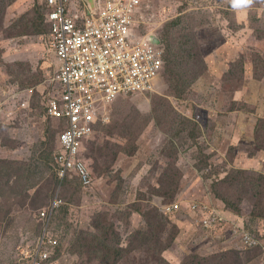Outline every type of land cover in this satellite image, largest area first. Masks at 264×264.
<instances>
[{
    "label": "rangeland",
    "instance_id": "obj_1",
    "mask_svg": "<svg viewBox=\"0 0 264 264\" xmlns=\"http://www.w3.org/2000/svg\"><path fill=\"white\" fill-rule=\"evenodd\" d=\"M144 5L147 26L169 33L166 66L149 91L98 106L80 150L90 184L60 179L59 168L53 179L45 165L32 207L12 180L41 169L35 147L49 139L41 114L58 97L57 66L44 0H0V264H20L43 235L54 244L48 264H264L237 249L252 251L264 233V197L249 191L264 181V0ZM13 87L18 102L4 95ZM95 160L110 161L106 176ZM54 200L67 225L49 231L41 213Z\"/></svg>",
    "mask_w": 264,
    "mask_h": 264
},
{
    "label": "built area",
    "instance_id": "obj_2",
    "mask_svg": "<svg viewBox=\"0 0 264 264\" xmlns=\"http://www.w3.org/2000/svg\"><path fill=\"white\" fill-rule=\"evenodd\" d=\"M83 1L87 2L80 0V3ZM144 1L88 0L96 11L89 10L91 15H84L83 9H71L74 0H47L49 38L59 85L57 99L47 107L48 114L68 120V128L59 135L61 150L55 156L60 179L73 171L81 184H90L91 176L80 150L99 119L98 106L114 103L118 97L149 91L163 68L165 52L161 41L157 44L150 33L144 35L138 30V23L147 24L143 13L151 7L144 5ZM134 25L138 36L134 35ZM22 94V90L14 87L4 93L14 102L21 100ZM13 104L16 107L18 103ZM25 104L23 101L20 105ZM59 204L60 201L54 200L47 209L49 215L42 212L41 216L50 221ZM49 244L54 245L43 235L40 246L27 255L29 264H48ZM44 245L46 249H42Z\"/></svg>",
    "mask_w": 264,
    "mask_h": 264
},
{
    "label": "trees",
    "instance_id": "obj_3",
    "mask_svg": "<svg viewBox=\"0 0 264 264\" xmlns=\"http://www.w3.org/2000/svg\"><path fill=\"white\" fill-rule=\"evenodd\" d=\"M249 5H251L250 7H248V10H253V8L254 7H256L253 3H250ZM44 6H45V9H44V12H43V14L41 13V15H40V17H42V21H43V23L48 27V30H49V33H50V22L48 21V12H49V8H48V4H47V0H44ZM183 10L182 9H180V12H179V16H183V15H185V13L184 14H182L181 12H182ZM145 12H148V11H145ZM161 12H165V11H161ZM240 12V11H239ZM178 16V17H179ZM256 21V20H255ZM138 30L140 31V28H144V29H142L143 31H140V33L141 34H146V33H149L150 31H152V30H154V29H152V28H150V27H148L147 26V24H139L138 23ZM146 26H147V30H149V31H147L146 30ZM155 32L157 33V31L155 30ZM164 34H168L169 35V33H167V31H162L161 33H157V35H158V37L160 38V36H162V35H164ZM183 35V33L181 32V33H176L175 35H174V37H179V36H182ZM170 37V36H169ZM160 40H161V46H162V48L165 50V52H166V48H165V46H164V44H163V42H162V38H160ZM192 41H194L193 39H191ZM188 43H190V42H188ZM167 53V52H166ZM167 56V55H166ZM165 60H166V57H165ZM166 66V63H165V61L163 60V68L162 69H164V67ZM263 96H264V94H263ZM44 105V104H43ZM48 106L46 105V108H44L43 110H42V116L43 117H45L46 118V120L43 122L44 124H46V127H47V130L49 131V133L47 132V137L49 138V139H47L46 138V140H45V137H40L43 141H41V142H39L37 145H36V147H35V150H36V156L39 158V159H41V161H42V165H41V169L40 170H35V171H33V172H29V173H36V174H30V176L33 178L32 180H28L27 178H25L24 176H23V180L22 181H15V180H12L13 182H15V183H17V184H19L20 186H21V198L22 199H25V197L27 198V199H25V201L26 202H30V204H31V206L32 207H34L35 205V202H36V199H37V197H35V195H36V193L38 192V188H37V186L38 185H42V183L43 184H46V181L44 180V176H46V175H42V172L43 173H48V172H46V171H44L43 169H44V167H45V165H47V166H49V170L51 171L52 170V172H51V174L49 175V177H51V178H53V179H55V177L57 178V179H59L58 177H57V170H58V168H59V165L56 163V161H55V156H56V154L61 150V148H60V142H59V135H60V133L63 131V130H66L67 128H68V120L67 119H62V118H52L49 114H48V108H47ZM36 108H37V106H36ZM262 111H263V109H262ZM101 120L100 119H97L96 121H95V124H94V129H95V127H97V125L98 124H100L101 122H100ZM95 131V130H94ZM44 141H47V142H44ZM50 142V143H49ZM102 155V154H101ZM83 157V156H82ZM87 158L88 159H91V156H87ZM82 159V158H81ZM84 159V158H83ZM101 161V163L100 162H98L97 160H95V162L91 165V169L92 170H94L95 172H98L101 176L103 175H105L106 176V174H107V170L109 169V162L110 161H106V160H100ZM71 174H73L75 177V179H78V177H77V175L75 174V172H73V171H70L69 172V175H71ZM53 176H55V177H53ZM15 178H17L18 179V177H16L15 176ZM11 180V179H10ZM79 180V179H78ZM261 181L262 182H264L263 180H260V181H257V189H252V190H249L250 192H256V191H258L263 197H264V192H262V189L261 188H263L262 186H264V183L262 184V186H260V183H261ZM47 182H48V179H47ZM81 184V183H80ZM52 185V184H51ZM52 188H53V186L51 187V189H49L51 192L53 191L52 190ZM45 197H46V194L45 195H43V199H45ZM264 199V198H263ZM172 200V199H171ZM171 200H169V201H171ZM50 204H51V202L50 203H46L45 205L46 206H50ZM190 204H193L192 202L190 203ZM255 205H262V204H260V203H258V202H255ZM196 207H198V206H196ZM195 207V208H196ZM195 208L194 209H192V210H190L191 212H190V214H189V218H188V220L191 222V224H193V222H194V217H195V219H196V217L198 216V212H197V210H195ZM194 213V214H193ZM164 216H170V215H172V213L171 214H167V215H165L164 213H162ZM161 214V215H162ZM162 215V216H163ZM192 215H193V218H192ZM38 218V221H40V222H43V221H41V218H39V217H37ZM65 218H67V212L64 210V209H57L56 211H55V213L52 215V217H51V219H50V223H49V226L50 227H48V230L49 231H57V230H55L54 229V227L56 226V227H58L60 224H63V225H67V222L65 221L64 222V219ZM165 218V217H164ZM197 221V220H196ZM183 222L184 223H188L187 221H186V219L185 220H183ZM70 224V223H69ZM180 224H182V222H178V223H176V225H175V227L176 228H179L180 226ZM190 224V223H189ZM38 233L39 234H37L38 236H36V237H39L40 235H41V233H40V231H38ZM56 234H59L60 235V238H59V240H62L61 239V233H56ZM117 235H119V237H120V233L119 234H117ZM23 237H25V235L23 234L22 236H20L19 237V239H21V238H23ZM118 238V237H117ZM258 244L257 245H255V244H251V246H253L254 245V247H252V251L251 250H248L249 248H240V247H237V249L239 250V251H242V252H254V254H255V256L257 257V258H261L263 261H264V250H263V248H262V245H263V243H264V233L263 234H260L259 236H258ZM28 250H30V252L32 251V248H30V249H28ZM63 250H65L64 252L66 253V254H69V253H72V250H71V248H66V246H63ZM111 253H114L113 251H110ZM61 254H63L64 255V253L63 252H60ZM70 255V254H69ZM16 258H18V261H19V259H20V264H21V262H22V264H29V258H28V256H27V254L25 255V256H20V257H16ZM22 259V260H21ZM27 260H28V262H27Z\"/></svg>",
    "mask_w": 264,
    "mask_h": 264
},
{
    "label": "crops",
    "instance_id": "obj_4",
    "mask_svg": "<svg viewBox=\"0 0 264 264\" xmlns=\"http://www.w3.org/2000/svg\"><path fill=\"white\" fill-rule=\"evenodd\" d=\"M86 3H87V5H86ZM82 2L81 4L77 1V0H74V2H72V4H71V9L73 10V11H75V10H79L80 11V9H83L81 12L84 14V15H91V13H90V11L92 10L93 11V13L96 11V8H95V6L94 7H92V4H90L89 2H88V0H87V2ZM90 10V11H89ZM81 12H79V14L80 15H83Z\"/></svg>",
    "mask_w": 264,
    "mask_h": 264
},
{
    "label": "water",
    "instance_id": "obj_5",
    "mask_svg": "<svg viewBox=\"0 0 264 264\" xmlns=\"http://www.w3.org/2000/svg\"><path fill=\"white\" fill-rule=\"evenodd\" d=\"M91 1H92V0H89L90 3H91ZM150 38H151V40H152L153 42H155V43H157V44L160 42L159 39H158L156 36H154V35H151Z\"/></svg>",
    "mask_w": 264,
    "mask_h": 264
},
{
    "label": "clouds",
    "instance_id": "obj_6",
    "mask_svg": "<svg viewBox=\"0 0 264 264\" xmlns=\"http://www.w3.org/2000/svg\"><path fill=\"white\" fill-rule=\"evenodd\" d=\"M149 33H150V35H156L157 38L160 40V38L158 37V35H157V33L155 32V30L150 31ZM160 41H161V40H160ZM164 52H165V50H164Z\"/></svg>",
    "mask_w": 264,
    "mask_h": 264
},
{
    "label": "bare ground",
    "instance_id": "obj_7",
    "mask_svg": "<svg viewBox=\"0 0 264 264\" xmlns=\"http://www.w3.org/2000/svg\"><path fill=\"white\" fill-rule=\"evenodd\" d=\"M2 106V105H1ZM3 108V107H2Z\"/></svg>",
    "mask_w": 264,
    "mask_h": 264
}]
</instances>
